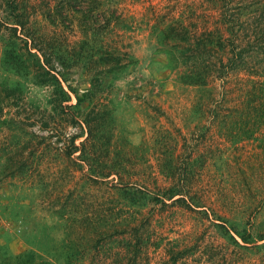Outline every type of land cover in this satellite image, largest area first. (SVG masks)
Here are the masks:
<instances>
[{
	"label": "rangeland",
	"instance_id": "rangeland-1",
	"mask_svg": "<svg viewBox=\"0 0 264 264\" xmlns=\"http://www.w3.org/2000/svg\"><path fill=\"white\" fill-rule=\"evenodd\" d=\"M255 1L242 16L264 22V0ZM6 2L0 0V264H264L262 136L246 139L234 124L240 112L264 113V62L246 54L225 78L189 84L181 51L191 40L165 36L177 23L190 33L211 26L221 3L14 0L27 14L30 47L39 46L43 58L5 27L14 25ZM44 60L55 67L51 76ZM212 98L227 118H211ZM90 109L102 118L80 155L66 156V135L85 139L78 124ZM62 111L75 126L60 119ZM185 166L193 179L179 185ZM192 183L205 214L162 194ZM146 189L151 200L141 193L131 199ZM223 222L237 230V242Z\"/></svg>",
	"mask_w": 264,
	"mask_h": 264
},
{
	"label": "trees",
	"instance_id": "trees-1",
	"mask_svg": "<svg viewBox=\"0 0 264 264\" xmlns=\"http://www.w3.org/2000/svg\"><path fill=\"white\" fill-rule=\"evenodd\" d=\"M8 1L6 4L11 7V16L14 20V25L5 24L6 28L12 29L14 35L19 32L20 39H22L24 45L27 47V51L30 53L32 48L40 52L42 57H45L44 51L35 46L34 44H29L30 38H27L26 32L28 28L26 24L28 23L26 12L20 11L18 8H15L14 0H5ZM71 1H81L82 3L90 2H101L102 0H68ZM221 3L215 18L213 19L211 26L205 27L201 31H194L190 33L187 30V27L181 23L176 25H171L169 31L165 33L166 38L177 37L183 40H191L190 44H184L182 47L181 55L186 63L189 64V72L185 76L184 82L194 85H205L208 82V78H217L223 79L226 75L232 70L234 71L239 67V65L244 61V56L246 54L255 53L259 54L264 62V22L259 17L249 14L242 16L241 11H246L247 8L257 3L255 0H218ZM89 12V11H88ZM113 17L109 16L106 18L105 22L100 26L104 28L108 26ZM43 69L47 75L51 76V70H55L54 66H49L47 61L44 60ZM41 81V80H40ZM46 81V80H43ZM226 81H223L224 91L230 92L231 88L225 85ZM64 93L65 90L62 89ZM210 104L212 105L211 118L221 119L228 117V110L225 105L220 102V100L212 98L210 99ZM97 113L94 109H90L84 118V121L79 120V131L80 133H85V139H80L81 135L72 134L71 136L66 135L64 140L63 151L66 156H71L76 151H79V155L82 151V148L86 146L85 142L87 139L92 137L93 132L95 131V123L102 118V115H94ZM98 114V113H97ZM68 123V125L75 126L73 122L76 121L69 111H62L60 114V119ZM235 126L238 130L241 131L246 139H249L254 133L259 132L261 134V140L258 144V148L264 151V113L257 112L251 116H243V113L240 114L234 120ZM52 137V136H51ZM56 137L55 142L57 141ZM77 164V163H76ZM187 168L184 167V170L181 173V178L176 180L179 185H183L182 178L185 179L187 184H190L193 177H188L186 174ZM171 186L168 190L162 192L163 195L172 199V203H177L178 205L184 206L189 210L200 211L205 214L202 210V202L197 196V192L192 189V185L188 187L179 185ZM147 192H131V199L136 198L139 193L144 196H148V199L151 200L154 196L152 193L146 189ZM159 199L158 194L155 195ZM165 203V202H162ZM212 216L208 214L207 217L210 220L214 221L213 213ZM224 230L230 232L232 238L237 242V230L234 228H229L225 222L219 224ZM134 227V231H136ZM242 242L247 243L246 237L243 234H240ZM264 237H262L263 239ZM193 248H184L178 250L174 255H172L171 260L177 262L179 259L184 258L188 253L192 252ZM16 263L19 264V260L16 258ZM10 264V263H7Z\"/></svg>",
	"mask_w": 264,
	"mask_h": 264
}]
</instances>
